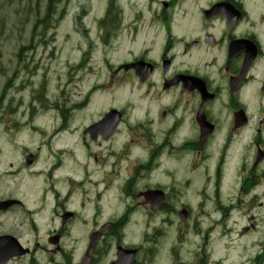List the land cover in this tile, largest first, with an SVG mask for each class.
I'll return each mask as SVG.
<instances>
[{"label": "flooded vegetation", "instance_id": "af4514ba", "mask_svg": "<svg viewBox=\"0 0 264 264\" xmlns=\"http://www.w3.org/2000/svg\"><path fill=\"white\" fill-rule=\"evenodd\" d=\"M245 1L149 0L152 4L146 14L133 16L128 29L129 64L143 62L146 74L138 75L133 67L121 68L115 76L121 75L122 80L130 82L137 96L128 112L117 108L121 115L115 127L111 121L104 122L94 127L95 139L88 134L83 136L86 146L95 147L84 156L87 163H96L102 174L99 182L103 192L111 189L114 177L118 181L124 175L132 181L148 178L153 166H158V159L171 154L178 136L191 138L186 144L193 147V163L203 164V169H211L215 176L229 161V152L240 146L235 169L227 167L242 177L237 196L244 203L246 167L240 131L244 125L235 120V113L242 109L244 88L253 80L250 68L260 66L256 88L264 98V9L247 11ZM252 55L249 70L241 78L239 88L233 90L232 79L239 76L244 61ZM196 80H202L203 92L194 85ZM260 111L257 121L264 126V103ZM106 113L104 110L90 120L84 117L81 130L94 125ZM72 121L73 116L68 113L65 125ZM201 121L211 124L209 134H202ZM206 147H210L212 155L205 154ZM29 149L38 153V148L25 150ZM255 149L257 153L264 150L262 139L255 142ZM25 150L18 148L15 152L21 162L28 154L35 161L36 152ZM263 162L264 158L259 163L255 161L251 170H257ZM34 164L26 166L33 168ZM11 166L8 163L0 170V264H41L40 225L48 226L43 237L54 264L58 263L57 255L64 261L68 259L65 249L70 251V257L75 255L74 261L69 257L67 264H100L112 233L100 230L87 205L75 206L77 197L59 191L63 187L52 186V191H46L48 186L41 187V191L31 187L23 193L20 187L7 185ZM122 187L118 185V189ZM218 191L219 183L213 181L215 199ZM114 194L113 187L109 198ZM164 198L169 203L170 197ZM121 223L122 220L115 226ZM97 234L89 249V238ZM68 236L74 239L72 249L64 243ZM85 256L88 262H82Z\"/></svg>", "mask_w": 264, "mask_h": 264}, {"label": "rangeland", "instance_id": "374dc122", "mask_svg": "<svg viewBox=\"0 0 264 264\" xmlns=\"http://www.w3.org/2000/svg\"><path fill=\"white\" fill-rule=\"evenodd\" d=\"M104 1L106 0H60L54 15L49 16L45 20V24L41 23L39 18H42L45 14L46 0H4V5L0 9V91L7 77L13 75V71L16 69L14 65L15 55L21 46L28 45L30 33L33 31L35 22L40 23L35 25L34 30L36 34L34 43L37 47L34 54L35 57L43 59L53 58L59 62L68 59L71 62L81 57L82 49L92 43L94 47L91 57L99 58V46L95 38L96 24L93 21L94 17L104 8ZM117 2L122 5L123 9H130L131 4L136 3L133 0H118ZM81 11L86 13L87 16L84 18V25L89 28L88 37H86V31L82 30L83 24L77 26L74 19L75 14ZM42 25L47 27L43 28ZM106 51L104 50V53ZM109 52L110 50L106 54ZM31 55H33L32 51ZM91 67H94V65ZM2 74L5 75L3 76ZM47 78L46 96L50 100L49 105L67 106L76 103L77 99H79V90L68 89V94L65 92L66 76L64 72L50 71ZM39 80H41V77H39ZM19 82L20 78L16 76L13 81V87L6 90L5 104L10 101L12 104H16L19 99H23V104H27V92L19 88ZM93 82L90 79L84 83L91 85ZM80 84L81 82L78 83V85ZM129 89V84H127L120 88L116 87L111 92L106 91L105 95H108V97L103 95L101 99L99 98L92 105L91 108L94 109L87 114V119L91 116L96 117L100 111L108 110L110 106L123 107V104L129 103L132 97ZM132 90L133 88L131 87V92ZM253 104L254 107H249L251 113L257 108V103L254 102ZM45 105L47 106V104ZM37 110L43 109L38 107ZM44 116H48V114H41L35 121L49 125L48 122L51 121ZM16 118H20L19 114ZM52 132L51 127L46 137L50 138ZM24 135H26V132ZM64 136L65 133L61 132L53 136V139L57 143H63L65 141ZM4 137L7 138L6 135ZM38 166L40 165L38 164L37 168ZM71 168L74 180H79L77 165L73 164ZM22 173L23 175L17 180L19 187H25V184L27 187L36 185L34 179L27 182L26 173L23 171ZM91 178L93 179L94 177ZM259 189L264 191V186ZM256 191H258V188ZM195 201L192 198L191 203ZM225 201H228L226 197L224 198ZM258 203H261V201H253V207L250 204L244 205V210L234 209L231 211L230 216L225 215L223 219L217 221L214 231L205 245L209 261H217L216 263L211 262L212 264H257V260L259 264H264V255H262L264 253V202L260 205ZM209 213V218L200 219V226L203 228L207 227L210 221H213L212 218H220L218 213L211 214V211ZM196 219L197 217L188 226V231L194 229ZM198 224L195 225V229L198 228ZM243 226L247 231L241 234ZM192 232H188L184 237L180 236L182 240L177 251L178 261L174 260L171 250L174 238L171 234H168L165 244L161 245L160 258L157 264H176L175 262L180 261L183 264H191L192 255L194 259V252L199 249L201 244V241L197 242L196 237L191 235ZM169 252L171 256L168 254ZM179 264L182 263L180 262Z\"/></svg>", "mask_w": 264, "mask_h": 264}, {"label": "trees", "instance_id": "16d2710c", "mask_svg": "<svg viewBox=\"0 0 264 264\" xmlns=\"http://www.w3.org/2000/svg\"><path fill=\"white\" fill-rule=\"evenodd\" d=\"M50 9V11L52 10V5L49 3L47 6V11Z\"/></svg>", "mask_w": 264, "mask_h": 264}]
</instances>
